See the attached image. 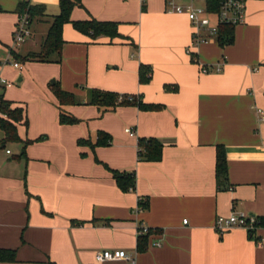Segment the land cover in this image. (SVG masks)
Returning a JSON list of instances; mask_svg holds the SVG:
<instances>
[{
	"label": "crops",
	"instance_id": "obj_1",
	"mask_svg": "<svg viewBox=\"0 0 264 264\" xmlns=\"http://www.w3.org/2000/svg\"><path fill=\"white\" fill-rule=\"evenodd\" d=\"M20 1L0 0V56L8 59L12 51L38 50L49 27L48 18L32 24L31 36L14 47ZM26 1L44 5L48 16L59 13L58 0ZM83 5L72 11L73 21L91 15L117 22L129 40H92L64 25L61 62L47 63L44 71L81 103L65 107L79 124L59 123L58 102L43 85L31 93L37 109L31 117L22 89L17 98L7 96L12 84L6 80L11 85L0 90L13 106L25 108L27 126L22 121L17 133L34 141L25 157L15 158L22 149L16 143L19 153L0 160V249L16 253L15 262L0 264H126L96 260L97 253L117 249L136 264H264L263 229L251 235L243 228L219 233L214 227L217 217L231 213L264 217V0L247 1L244 23L224 47L214 39L192 46L187 17L167 13L165 0ZM140 64L152 68L145 85L138 82ZM19 65L14 71H21ZM1 70L0 59V75ZM23 81L19 77L16 84ZM91 88L141 95L163 109L118 107L101 115L85 104ZM99 131L112 137L110 146L92 152L76 144L79 138L95 141ZM139 138L162 143L159 161H138ZM218 145L227 161L229 187L223 190L215 181ZM95 157L111 169L134 172L135 189L121 192ZM72 220L84 223L73 226ZM141 227L152 233L146 251L138 253Z\"/></svg>",
	"mask_w": 264,
	"mask_h": 264
},
{
	"label": "trees",
	"instance_id": "obj_2",
	"mask_svg": "<svg viewBox=\"0 0 264 264\" xmlns=\"http://www.w3.org/2000/svg\"><path fill=\"white\" fill-rule=\"evenodd\" d=\"M59 1V13L55 16H48L45 13V6L41 4L32 5L26 0H21L16 8V14L18 18L24 14H27V20L29 28L31 25L48 18L46 21L49 23L48 30L42 39L38 50L30 51L25 54H20L15 51L11 52V56L14 62L17 63H57L61 62L62 46L65 43L62 37V30L64 25L70 24L77 32L90 37L92 40H96L99 37H106L109 39L121 38L129 40L128 37H123L118 31V23L113 21H98L91 15L86 20L73 21L71 19V13L75 8L84 9L83 0H58ZM144 2V0H143ZM206 4L209 7L210 12H217L219 10V0H206ZM144 5V4H142ZM144 11V6L142 7ZM235 26L220 25L216 36L215 42L224 47L232 44L234 39ZM191 59L194 62L196 55L191 53ZM152 68L149 65L140 64L138 70V82L141 85L148 84L151 80ZM49 88L58 102L59 116L58 120L61 125H76L81 120L69 115L65 110V107L70 105H79L76 97L69 92L64 91L58 81L51 82ZM4 89V88H3ZM1 88V90H3ZM165 91L176 92L177 87L165 86ZM87 102L86 105L95 106L101 115L106 112L116 110L118 107H135L139 111L153 112L163 109L162 105L145 103L141 95H129L118 94L110 91H102L99 89L91 88L87 90ZM23 121V124L27 126V119L25 116V108L22 106H13V103L4 99L0 94V131L3 133V138L0 139V148H4L6 143H21V153L15 158L25 157V149L31 144L32 140H21L17 133V125ZM112 137L102 131L97 132L95 141L90 138H79L76 144L79 147H88L92 152L98 147H108L111 145ZM163 145L157 139L139 138L137 140V159L138 161L157 162L161 159ZM81 157H85L84 153H81ZM95 162L102 164L105 169L111 174L117 188L127 193L135 189V174L134 172L118 171L109 168L103 164L96 157ZM215 181L218 189H227L229 187L227 179V161L225 157L224 147L222 145L216 146L215 157ZM139 206L144 208L142 202H139ZM255 229L248 231L251 235L257 230H264V217H255ZM84 222L71 221L73 226L82 225ZM151 230L146 234H140L137 237L136 251L142 253L146 251L148 245V237L151 234ZM16 261V253L14 250L0 249V263H13ZM53 264V263H49Z\"/></svg>",
	"mask_w": 264,
	"mask_h": 264
},
{
	"label": "built area",
	"instance_id": "obj_3",
	"mask_svg": "<svg viewBox=\"0 0 264 264\" xmlns=\"http://www.w3.org/2000/svg\"><path fill=\"white\" fill-rule=\"evenodd\" d=\"M247 1L219 0V10L217 12H210L206 0H189L185 5L177 4L175 0H165V11L167 13L184 14L187 17L193 28L192 46H197L201 43L212 41L220 25L235 27L242 25L244 23ZM30 36L31 30L29 28L27 14H24L18 18L15 26L12 39L13 46L18 47L22 45ZM12 66L14 68H20L17 62H13ZM216 71H220L219 67H216ZM10 85V83L0 76V90ZM126 132L133 135L130 129H126ZM186 222L185 220L184 224ZM255 222L256 218L253 216L231 213L226 217H217L214 227L219 233L233 228H243L250 231L255 229ZM148 231L149 229L146 227L139 229L140 234H146ZM96 260L99 262L125 261L126 264H136L134 257L121 249L99 252L96 254Z\"/></svg>",
	"mask_w": 264,
	"mask_h": 264
},
{
	"label": "rangeland",
	"instance_id": "obj_4",
	"mask_svg": "<svg viewBox=\"0 0 264 264\" xmlns=\"http://www.w3.org/2000/svg\"><path fill=\"white\" fill-rule=\"evenodd\" d=\"M12 43H13V40H12ZM0 57L2 61V70H1L2 73L0 76L12 84L11 88L6 89L7 96L17 98V95H18L17 91L18 90L20 91L22 89L24 101H25L26 107L28 108V114L30 112V117H31L32 114L35 113V111L37 110L33 101L31 100L35 96V94L31 96V93L39 90L37 85H40V86L43 85L45 88H47L51 92L49 88V84L53 81V78L51 77L49 79L48 77H46V71H44V67H48L46 66L47 63H32V64L24 63V65L20 63L22 68H21V71H17L18 72L17 73L12 68V64L14 62L12 57L10 59L5 57L4 55ZM19 77L24 79V81L20 85H17L16 80ZM43 80H45L44 82L45 85L42 83ZM20 131H22V127L20 128ZM2 135L3 133L0 131V139ZM6 150H9V152H11L12 154L10 156H7L5 153ZM19 151H20V147L16 143H13V142L6 143L4 148H0V160L3 159L4 157L11 158L15 154L19 153Z\"/></svg>",
	"mask_w": 264,
	"mask_h": 264
},
{
	"label": "water",
	"instance_id": "obj_5",
	"mask_svg": "<svg viewBox=\"0 0 264 264\" xmlns=\"http://www.w3.org/2000/svg\"><path fill=\"white\" fill-rule=\"evenodd\" d=\"M52 82H54V80Z\"/></svg>",
	"mask_w": 264,
	"mask_h": 264
}]
</instances>
